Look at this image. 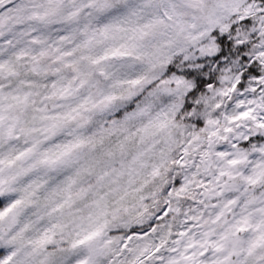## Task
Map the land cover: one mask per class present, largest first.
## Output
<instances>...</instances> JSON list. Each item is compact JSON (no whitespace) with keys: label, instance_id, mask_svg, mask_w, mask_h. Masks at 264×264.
Wrapping results in <instances>:
<instances>
[{"label":"clouds","instance_id":"9594fccd","mask_svg":"<svg viewBox=\"0 0 264 264\" xmlns=\"http://www.w3.org/2000/svg\"><path fill=\"white\" fill-rule=\"evenodd\" d=\"M264 264V0H0V261Z\"/></svg>","mask_w":264,"mask_h":264},{"label":"snow or ice","instance_id":"6c2138e0","mask_svg":"<svg viewBox=\"0 0 264 264\" xmlns=\"http://www.w3.org/2000/svg\"><path fill=\"white\" fill-rule=\"evenodd\" d=\"M0 264H7V260L0 261Z\"/></svg>","mask_w":264,"mask_h":264}]
</instances>
